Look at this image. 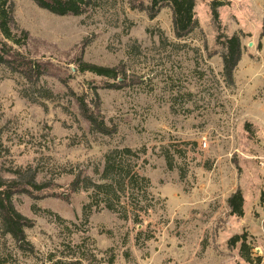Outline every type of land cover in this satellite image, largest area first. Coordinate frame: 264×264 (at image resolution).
Returning a JSON list of instances; mask_svg holds the SVG:
<instances>
[{
	"label": "rangeland",
	"instance_id": "obj_1",
	"mask_svg": "<svg viewBox=\"0 0 264 264\" xmlns=\"http://www.w3.org/2000/svg\"><path fill=\"white\" fill-rule=\"evenodd\" d=\"M12 2L29 36L16 48L51 74L31 87L0 66V177L43 187L13 196L33 225L24 241L0 234V264H264V0H194L198 26L182 39L167 8L150 19L129 0H89L84 14L58 17ZM235 34L242 57L228 84L222 42ZM80 62L117 78L78 72ZM110 156L148 186L138 183L139 223L129 203L113 213L89 188L113 175ZM236 191L242 217L227 203ZM235 235L246 250L229 245Z\"/></svg>",
	"mask_w": 264,
	"mask_h": 264
},
{
	"label": "trees",
	"instance_id": "obj_2",
	"mask_svg": "<svg viewBox=\"0 0 264 264\" xmlns=\"http://www.w3.org/2000/svg\"><path fill=\"white\" fill-rule=\"evenodd\" d=\"M39 9L46 11L49 14L58 17L80 16L84 14L88 8L89 0H30ZM131 10L144 12L150 19L155 18L159 12L167 8L172 14L173 33L177 39L186 38L198 26L194 18V0H129ZM14 5L12 0H0V66L5 67L10 72L18 74L27 84L35 87L42 77L50 76V71L45 63L31 58L21 52L18 47L22 42H27L28 33L16 28L13 19ZM211 15L213 21L218 24V13L216 6H211ZM261 37H264V26L261 32ZM224 53L221 56L223 75L228 84L233 82V72L242 57V47L240 36L232 35L225 37L222 42ZM77 71L84 73L89 72L98 77L114 80L117 78L115 68L99 67L80 62ZM112 86V85H110ZM112 88V87H111ZM97 96V93H94ZM77 107L81 117L98 133L106 135L109 131L103 121H98L95 117V112L91 111L85 104L83 99L77 100ZM121 154H130V149H123ZM111 161V163H110ZM123 161V160H122ZM106 170L115 168L113 175L104 174L101 178V183H91L89 188H92L93 193L102 197L104 208L113 213H118L117 208L121 204L127 202L131 209L136 208L133 215L135 222H140V215L143 208L139 207L141 195L139 192L138 183H142L144 192L147 191L145 180L138 176L137 173H132L131 170L125 171L122 164H115L116 158L110 156L107 159ZM118 165V166H116ZM79 178H76L70 185L71 191L75 192L79 188ZM42 185L36 184L33 180H28L26 183H18L16 178L0 177V234L1 236H9L12 240L20 242L24 241V230L32 227L31 220L18 213L12 203V198L15 195H31V191H40ZM139 200V201H138ZM137 203V204H136ZM228 206L230 214L242 217L243 216V198L240 191H236L228 198ZM127 219V215L122 216ZM246 236L235 235L229 241L231 247L241 244V251L246 250ZM53 255H50L52 258ZM49 258V259H51ZM247 263L251 261L246 257ZM53 264H84V259L78 257H61L56 259ZM108 264H114V258L110 257Z\"/></svg>",
	"mask_w": 264,
	"mask_h": 264
}]
</instances>
